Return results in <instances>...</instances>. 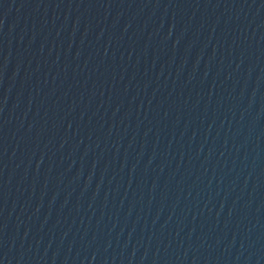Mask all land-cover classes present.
I'll return each instance as SVG.
<instances>
[{
    "label": "water",
    "instance_id": "water-1",
    "mask_svg": "<svg viewBox=\"0 0 264 264\" xmlns=\"http://www.w3.org/2000/svg\"><path fill=\"white\" fill-rule=\"evenodd\" d=\"M241 264H264V220L257 230Z\"/></svg>",
    "mask_w": 264,
    "mask_h": 264
}]
</instances>
